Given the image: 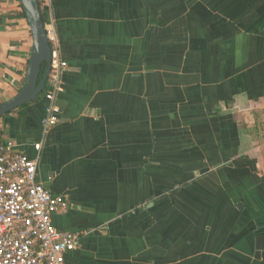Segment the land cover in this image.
I'll return each instance as SVG.
<instances>
[{
	"label": "crops",
	"instance_id": "obj_1",
	"mask_svg": "<svg viewBox=\"0 0 264 264\" xmlns=\"http://www.w3.org/2000/svg\"><path fill=\"white\" fill-rule=\"evenodd\" d=\"M68 64L59 121L43 95L0 118L64 195L67 264H264V0H41ZM32 35L0 0V102ZM40 144L39 150L34 145Z\"/></svg>",
	"mask_w": 264,
	"mask_h": 264
},
{
	"label": "built area",
	"instance_id": "obj_2",
	"mask_svg": "<svg viewBox=\"0 0 264 264\" xmlns=\"http://www.w3.org/2000/svg\"><path fill=\"white\" fill-rule=\"evenodd\" d=\"M50 43V70L43 98V132L59 121L56 96L63 90L68 64L61 58L53 26L44 25ZM40 144L34 145L39 150ZM37 159L17 150L9 138L0 141V264H67L78 233L56 229L52 214L68 208L64 195L54 194L37 180Z\"/></svg>",
	"mask_w": 264,
	"mask_h": 264
},
{
	"label": "water",
	"instance_id": "obj_3",
	"mask_svg": "<svg viewBox=\"0 0 264 264\" xmlns=\"http://www.w3.org/2000/svg\"><path fill=\"white\" fill-rule=\"evenodd\" d=\"M32 35V49L28 59L24 83L12 98L0 102V118L26 105L43 92L50 70V43L46 37L44 21L38 0H20ZM44 67L43 72L42 68Z\"/></svg>",
	"mask_w": 264,
	"mask_h": 264
},
{
	"label": "trees",
	"instance_id": "obj_4",
	"mask_svg": "<svg viewBox=\"0 0 264 264\" xmlns=\"http://www.w3.org/2000/svg\"><path fill=\"white\" fill-rule=\"evenodd\" d=\"M20 1V0H19ZM40 1L41 0H38V2H39V8H40ZM20 4H21V2H20ZM40 12H41V10H40ZM42 15V14H41ZM42 19H43V17H42ZM43 70H44V67L42 68V71L41 72H43ZM44 90H45V88H44ZM44 90H43V92H44ZM43 92L39 95V96H41L42 94H43ZM3 140V138H2V133H1V131H0V141H2Z\"/></svg>",
	"mask_w": 264,
	"mask_h": 264
}]
</instances>
